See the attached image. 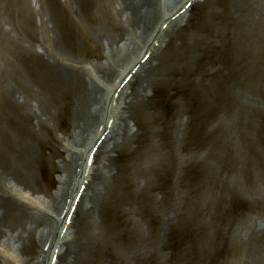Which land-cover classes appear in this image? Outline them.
Masks as SVG:
<instances>
[{
	"label": "bare ground",
	"instance_id": "1",
	"mask_svg": "<svg viewBox=\"0 0 264 264\" xmlns=\"http://www.w3.org/2000/svg\"><path fill=\"white\" fill-rule=\"evenodd\" d=\"M188 1L34 0L33 5L12 0L7 29L0 0V112L6 119L0 126V264H113L103 242L106 231L101 214L112 209L117 197H108L100 207L102 212L98 211L99 202L111 194L115 157L123 154L128 161L140 147L149 154L154 169L166 173L159 189L173 180L177 164L182 190L172 195L164 191L148 202L156 229L148 224L147 235L133 237L129 229L125 233L124 227H119L116 236L122 239V247L116 254L122 264H147L152 257L155 264H264V160L261 172L254 174L256 189H250L246 181V188L237 184L242 171L251 175L241 168L242 159L231 182L233 189L240 186L244 199L258 208L255 214L231 229L217 223L224 215L221 212L210 214L215 219L212 227L203 214L199 226L195 219L191 221L196 212L194 200L188 197L187 179L193 165L204 168L206 158L201 150L205 144L196 139L198 112L182 109L179 98L190 95L186 92L190 90L180 79L187 72L175 62L185 59L181 51L196 40L182 38L177 44L170 40V34L187 19L188 10L180 12ZM80 37L100 48L95 61L86 64L91 52ZM146 53L150 56L143 62ZM138 77L141 81L133 89ZM177 111H183L185 117L174 120ZM51 120L55 122L52 125ZM64 120L72 121L73 128L67 143L55 135L57 128H66ZM235 127V119L219 124L218 137L224 140ZM103 134L105 138L88 165L89 152ZM175 141L186 151L178 159ZM191 148L196 152L189 151ZM55 156L61 158L57 187L51 194L37 197L35 189L44 186L46 161ZM82 185L85 188L66 225ZM141 192L139 181L137 197ZM220 200L216 199L218 204ZM198 202L206 206L210 201ZM78 210L82 215L79 225L75 220ZM185 223L192 241L185 250L186 260L181 262L178 247L185 240L186 233L180 230ZM135 230L138 232V227ZM37 242L39 250L31 263L24 254L33 255Z\"/></svg>",
	"mask_w": 264,
	"mask_h": 264
},
{
	"label": "rangeland",
	"instance_id": "2",
	"mask_svg": "<svg viewBox=\"0 0 264 264\" xmlns=\"http://www.w3.org/2000/svg\"><path fill=\"white\" fill-rule=\"evenodd\" d=\"M1 1H3L2 23L9 29V21L12 17L8 10L12 8V0ZM21 1L23 4L31 1L35 5L34 0ZM79 16L81 18V15ZM186 17L187 19L181 23L183 26L170 34V40L173 44L179 43L182 38L191 42L196 40L193 46L181 51L185 59L175 62L181 70L187 72L186 75L182 74L180 79L184 84L183 87L190 90L186 91L190 95L179 98L182 109L198 112L196 136H199L196 139H203L205 144L201 150L206 158L204 168L193 165L194 170L190 172L187 179L190 188L188 197L194 200L193 206L196 212L191 221L195 219V223L199 226L204 215L205 220L211 222L209 226H215V219L210 214L216 211L224 214L219 216L217 223L221 227L231 229L250 214H255L258 209L252 202L244 199L245 193L240 186L235 190L231 182L235 180L236 168L239 167V159H242L241 168L251 175L247 177V174L242 171L237 184L241 183L246 188L244 185L246 181L248 187L252 186L250 189H256L258 183L254 179V174L261 172V164L264 160V0H199L190 6ZM198 38L201 40L199 43H197ZM79 41L83 45L86 43V48H89L91 52L89 58H85L86 64L89 63L88 61H95L100 48L95 47L86 37L85 39L80 37ZM151 62L155 64L156 58L153 57ZM182 66L184 68H181ZM140 81V77L134 79L132 88L134 89ZM178 107H180L179 102ZM6 108L7 106H4V110ZM8 113L11 114L12 111L6 114L4 112V115ZM175 114L174 120L185 117L183 111H177ZM232 119L236 120L234 131L224 140L220 139L216 127ZM5 122L6 119L0 112V126H3ZM54 123V120L50 121L51 125ZM63 123L66 128H57L55 135L67 143V134L73 129L72 121L64 120ZM169 128L173 129V126ZM200 131L204 134L199 133ZM174 144L177 159L183 154L186 155V151L181 150L179 141H175ZM240 148L244 152L239 153ZM61 150L64 151L62 148ZM245 150L248 151L246 156H244ZM189 151L195 153L196 149L191 148ZM46 154H49V150H46ZM61 154L63 155L64 152ZM149 158V154L146 155L141 147L128 161L123 154L116 156L113 161L115 175L110 180L111 194L104 195L99 202L98 211L107 202L108 197H111V200L117 197L112 209L105 210L101 214L103 215L102 228L106 231L103 242L109 249L107 258L113 264H122L116 254L120 253L119 250L122 247V239L116 236L117 231L120 230L119 227H124L125 233L129 229L133 237L138 236L139 233L147 235V225L154 226L156 219L147 207L148 202L152 203L156 197L162 196L164 191L172 195L182 190L177 182V176L181 173L177 164H175L173 180L166 183L168 186L166 188L171 187L172 190L168 192L166 188L159 189V183L165 179L166 173L155 170ZM60 161L59 156H55L53 161H46L44 182L41 181L44 186L41 187L40 184L38 189L34 188L35 196L54 192L58 184V175L61 173L58 169ZM98 162L101 163V157L98 158ZM38 173L42 179L43 173L41 171ZM168 176L173 177L172 174ZM139 181L142 192L137 197L135 186ZM170 184L172 186H169ZM222 197H225V200ZM218 198L221 199L219 204L216 201ZM205 199L210 201L206 206L196 204V202L199 203L198 200ZM139 203H141L140 206ZM228 203L231 204L226 208ZM81 216L78 210L75 214L78 225L82 222ZM227 219L231 220L230 223ZM187 225L183 224L180 229L186 233L185 240L182 241L184 243L178 247V251L182 254L181 262L186 260L185 250L192 241V237H187ZM137 227L138 232L135 230ZM154 227L156 229V226ZM38 244L39 242L33 245V255L24 254L31 263L39 250ZM13 253L15 255L17 252ZM17 256L19 259L18 253ZM155 262L156 260L152 257L147 264H155Z\"/></svg>",
	"mask_w": 264,
	"mask_h": 264
}]
</instances>
